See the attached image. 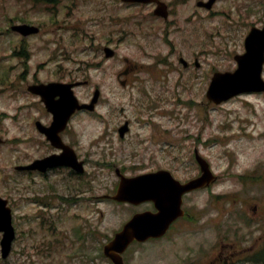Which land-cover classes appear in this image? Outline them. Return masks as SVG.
Segmentation results:
<instances>
[{"label":"rangeland","instance_id":"obj_1","mask_svg":"<svg viewBox=\"0 0 264 264\" xmlns=\"http://www.w3.org/2000/svg\"><path fill=\"white\" fill-rule=\"evenodd\" d=\"M164 1L176 2L168 22L153 6L114 0H0V82L11 84H0V197L9 201L17 231L8 259L0 246V264H111L104 245L150 207L105 198L116 193V169L127 176L164 169L186 181L200 175L196 150L217 180L185 196L191 220L175 223L164 239L132 246L126 264H199L224 251L220 240L227 253L235 242H242L239 250L264 245L253 243L264 231V95L221 105L207 99L213 74L234 72L250 29L264 26V0H217L211 10L197 6L209 0ZM21 23L40 28L26 41L28 58L11 30ZM105 47L114 58L105 57ZM125 59L138 68L124 87L118 75ZM69 80L90 82L75 88L81 102L101 91L96 111L74 116L64 139L85 173L18 171L57 152L33 126L48 125L51 115L27 85Z\"/></svg>","mask_w":264,"mask_h":264},{"label":"water","instance_id":"obj_2","mask_svg":"<svg viewBox=\"0 0 264 264\" xmlns=\"http://www.w3.org/2000/svg\"><path fill=\"white\" fill-rule=\"evenodd\" d=\"M124 2H150L151 0H122ZM215 0H211L207 6L210 8ZM203 5V4H200ZM164 7V6H163ZM165 8V7H164ZM164 8H160L161 14L166 16ZM15 31L27 36L36 34L39 29L29 25H21L13 28ZM249 50L248 62L240 64V69L235 74L215 75L208 98L215 103H220L230 97L245 91L261 90L264 88L261 80L260 61L264 52V33L258 36H251L247 41ZM107 56L114 55L113 51L106 50ZM52 85L47 86L49 89ZM46 87V86H45ZM44 86L35 87L32 90L43 89ZM56 89L50 90L51 96H45L44 101L47 109L53 113L54 122L51 128L44 129L48 139L52 140L53 144L61 147L59 133L63 131L71 117L78 109H94V104L97 102L98 94L92 105H79V102L70 90L71 86L55 85ZM64 87V88H63ZM63 88V89H62ZM39 92V91H37ZM61 101H57L52 96L60 95ZM126 131L124 127L121 130L123 135ZM65 153L59 157V161H51L41 167L45 170L48 166L66 165L73 166L81 171V164H77L75 154L65 148ZM197 159L201 165L202 177L189 182L185 186H181L178 182L172 179V176L167 172H159L156 174L141 175L135 178H125L119 172L121 177L120 187L117 195L112 199L119 202H129L139 205L146 201H154L158 213L145 212L136 214L124 227L117 233L114 240L106 246V254L111 256L115 264H124L120 254L124 253L127 248L135 240L145 242L151 238H160L169 230L171 224L184 215L182 206V196L186 192L192 191L199 187L208 186L215 177L213 176L208 163L199 155ZM178 183V184H177ZM7 201L0 199V231L4 232L2 239L3 257L6 258L12 248V242L15 238V230L12 226L11 210L7 207Z\"/></svg>","mask_w":264,"mask_h":264},{"label":"flooded vegetation","instance_id":"obj_3","mask_svg":"<svg viewBox=\"0 0 264 264\" xmlns=\"http://www.w3.org/2000/svg\"><path fill=\"white\" fill-rule=\"evenodd\" d=\"M69 81L71 82V80H69ZM49 82H47V83H49ZM35 84H37V83H35ZM257 208H258V206H256V209ZM259 240H262V241L264 240V231L262 232V235L254 237L253 242L256 243ZM222 248L224 249V251L217 253L215 256L213 254L211 259H209L206 263L207 264H241V263H243L242 261L247 260L251 256V253H248L246 256H243V250H240V251L237 250L236 253H227L228 250H226V248H227L226 245L222 246ZM230 248H233V246L231 245Z\"/></svg>","mask_w":264,"mask_h":264},{"label":"trees","instance_id":"obj_4","mask_svg":"<svg viewBox=\"0 0 264 264\" xmlns=\"http://www.w3.org/2000/svg\"><path fill=\"white\" fill-rule=\"evenodd\" d=\"M263 257L260 256L257 261H262ZM264 262V261H263ZM258 263V262H257Z\"/></svg>","mask_w":264,"mask_h":264},{"label":"bare ground","instance_id":"obj_5","mask_svg":"<svg viewBox=\"0 0 264 264\" xmlns=\"http://www.w3.org/2000/svg\"><path fill=\"white\" fill-rule=\"evenodd\" d=\"M228 180L231 179V178H227Z\"/></svg>","mask_w":264,"mask_h":264}]
</instances>
